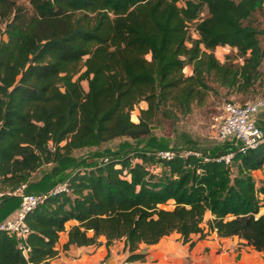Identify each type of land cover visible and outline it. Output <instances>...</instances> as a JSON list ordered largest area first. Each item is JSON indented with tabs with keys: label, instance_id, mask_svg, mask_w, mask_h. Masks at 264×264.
Here are the masks:
<instances>
[{
	"label": "trees",
	"instance_id": "obj_1",
	"mask_svg": "<svg viewBox=\"0 0 264 264\" xmlns=\"http://www.w3.org/2000/svg\"><path fill=\"white\" fill-rule=\"evenodd\" d=\"M19 1L0 0V190L26 184L28 193L37 187L29 179L52 163L62 169L47 180L53 186L69 180L72 190L27 215L28 257L15 237L0 231V264L57 257L71 220L78 224L68 230L64 251L99 245L104 236L108 247L124 240L128 260L135 261L146 256L142 244L176 233L192 247V234L216 232L238 236L264 255V185L253 175L264 167V143L246 153L223 143L200 157L169 160L149 145L131 154L106 149L97 166L66 171L77 149L140 140L159 117L185 116L194 102L203 103L195 74L205 52L242 45L246 57L264 59V28L250 23L264 0ZM141 102L148 107L134 121ZM231 152L230 163L217 159ZM154 163L165 169L155 172ZM18 198L3 197L2 217L11 212L2 211L5 203Z\"/></svg>",
	"mask_w": 264,
	"mask_h": 264
},
{
	"label": "rangeland",
	"instance_id": "obj_2",
	"mask_svg": "<svg viewBox=\"0 0 264 264\" xmlns=\"http://www.w3.org/2000/svg\"><path fill=\"white\" fill-rule=\"evenodd\" d=\"M19 2L26 3L25 0H20ZM26 5L28 6V3ZM206 14L207 11H205L203 16ZM250 23L260 29L264 28V10H257ZM260 38L264 41L263 36H260ZM226 46L229 45H218L213 51L207 50L208 52H205L202 56L200 74L195 75L198 85L206 95L203 103L194 102L191 112L185 116L179 115V117L174 119L159 117L153 125L151 135L140 140L121 137L99 147L91 146L77 149L72 156L76 158L80 165H76L74 160L73 165L66 171L70 172L77 168L97 166L99 162H102L103 158L99 154L106 149L121 150L129 153L132 148H147L149 145L150 150H155V153L175 150L180 152L197 151L202 154L204 151L208 152L214 147L222 145L223 142L217 136V127L219 120L223 116L225 103L232 100L244 104L249 100L264 96V59L257 58L254 62L251 59L254 58L252 54L246 57L247 54H250V51L242 50V45ZM209 52H215V57L210 58ZM191 71L192 66L188 65L185 69V74L191 75L189 74ZM84 84L87 86L86 81ZM142 106L146 108V102H141L135 111L132 112L134 121H138L139 108H143ZM162 139H165L169 144L167 148H159ZM61 169L62 166L58 163L44 165L29 179L33 184H37V187L31 185L28 187L31 192H28V190L27 192L36 193L50 190L53 185L47 180V174L58 175ZM164 169L165 166L160 163L153 164L155 172H162ZM256 178L260 185L262 184L261 186H263L264 179L261 181L259 175ZM2 199L0 198V202L3 201ZM20 203V196L18 200L11 199L5 203L2 211L9 210L11 211L9 214H11L19 207ZM16 205L17 207L15 208ZM2 213L0 212L1 221L9 216L8 214L2 217Z\"/></svg>",
	"mask_w": 264,
	"mask_h": 264
},
{
	"label": "crops",
	"instance_id": "obj_3",
	"mask_svg": "<svg viewBox=\"0 0 264 264\" xmlns=\"http://www.w3.org/2000/svg\"><path fill=\"white\" fill-rule=\"evenodd\" d=\"M189 74H193V66ZM146 105L147 108L148 104ZM257 122L264 129V114L258 117ZM253 175L257 186L261 187L262 184L256 177L259 175L261 181L264 179V167L254 171ZM261 197L264 195L261 194ZM261 212L264 213V207ZM210 216L208 214L207 217ZM75 224H78L76 220L69 221L66 231L61 233L57 244L60 254L47 263L39 264H264L263 253L248 246L244 240L238 236L221 238L216 232H209L203 238L200 234H192V241L195 242L192 247L190 243L180 241L176 233L164 237L155 245L142 244L141 248L146 256L135 261L128 260L129 252L125 249L124 240H115L108 247L104 236L99 238V245H72L69 250L64 251L63 245L69 238L68 230Z\"/></svg>",
	"mask_w": 264,
	"mask_h": 264
},
{
	"label": "built area",
	"instance_id": "obj_4",
	"mask_svg": "<svg viewBox=\"0 0 264 264\" xmlns=\"http://www.w3.org/2000/svg\"><path fill=\"white\" fill-rule=\"evenodd\" d=\"M224 113L218 122L217 136L223 143H230L238 147L239 151L246 153L257 149L264 143V129L258 125V117L264 114V96L249 100L244 104L235 101H228L224 105ZM195 154L202 156L200 152L188 151L180 152L175 150L158 151L156 156L162 159H173L180 155ZM234 153H228L217 158L230 163ZM207 159V158H206ZM108 162L105 158L103 162ZM26 184H22L17 189H8L0 191V198L7 195H16L21 197V203L9 216L0 222V231L7 232L18 241V247L23 255L28 257L31 252V246L27 239L31 229L27 224L26 217L38 206L44 204L49 197L60 194H70L71 185L69 180L56 183L47 192L25 193Z\"/></svg>",
	"mask_w": 264,
	"mask_h": 264
}]
</instances>
